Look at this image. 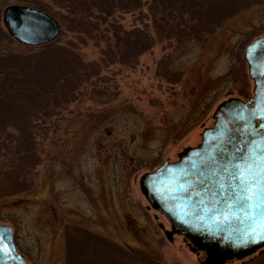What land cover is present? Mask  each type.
<instances>
[{"label": "rangeland", "instance_id": "obj_1", "mask_svg": "<svg viewBox=\"0 0 264 264\" xmlns=\"http://www.w3.org/2000/svg\"><path fill=\"white\" fill-rule=\"evenodd\" d=\"M100 1L99 13L108 2L116 3L122 8L116 9V25L146 31L150 46L136 42L131 33L106 41L110 30L78 40L72 30L82 29L91 10L82 0L68 1L66 14L49 0H0V17L9 5L47 7L59 24V35L50 44L56 50L5 45L23 58L37 54L39 66L31 76H0V225L13 228L26 264H66L69 251L98 253L94 261L101 262L103 244L121 261L126 257L119 251L126 248L156 264H202L204 253L192 252L181 235L167 240L157 227L170 229L143 197L139 179L199 144L222 101L251 96L242 54L264 33V0H219L203 15L195 6L180 40L174 39L173 21L155 19L156 0ZM102 39L117 50L136 48L107 58ZM64 48L73 55L65 59ZM69 73H82L75 88L66 83ZM44 75L46 93L52 85L66 87L67 96L60 93L55 106L73 101L63 115L53 113L64 118L45 132L39 128L50 118L53 96L40 101L42 109L10 101L27 78L38 83ZM87 237L105 243L99 247ZM258 256L225 264H248Z\"/></svg>", "mask_w": 264, "mask_h": 264}, {"label": "water", "instance_id": "obj_2", "mask_svg": "<svg viewBox=\"0 0 264 264\" xmlns=\"http://www.w3.org/2000/svg\"><path fill=\"white\" fill-rule=\"evenodd\" d=\"M1 16L8 35L24 46H45L59 33L54 18L38 9L10 5ZM242 58L252 81L251 97L222 101L199 144L185 148L176 161L165 160L139 181L149 205L170 224L166 236L182 235L193 251L204 253L203 264L241 260L264 248V204L257 202L259 206L248 211L233 203L241 192L231 167L244 169L252 162L253 169L264 174V33L246 46ZM13 245L12 228L0 225V264H26Z\"/></svg>", "mask_w": 264, "mask_h": 264}, {"label": "trees", "instance_id": "obj_3", "mask_svg": "<svg viewBox=\"0 0 264 264\" xmlns=\"http://www.w3.org/2000/svg\"><path fill=\"white\" fill-rule=\"evenodd\" d=\"M53 3L54 6L58 7V10L63 11V14L68 7V1L71 0H49ZM76 1H81V0H76ZM73 2V1H72ZM83 2V6L85 7H90L91 10L88 12V16H86L85 19V25L82 27V29L78 30V31H73V34H75L78 38V40L80 41H84L83 39L86 38H94L96 36H98V33L101 31H105L108 32L110 30V32L106 35V37L104 38L106 41H110L113 37L115 39H121L122 38H126L125 34H130L134 35V39H136V42H140L142 44H144V42H146L147 45L150 46V42H152V38L151 35L147 34L146 31L141 30L140 28L138 29H132L129 31H124L120 25H116L117 21H116V9H118V11L122 8L119 9V7L117 8L116 3H109L108 5H105V8L102 10V12H98L97 11V5L100 4V0H82ZM156 7L154 9V16L155 19H166L167 21H173V23H175V30L177 31V35L176 37H174V39H182V35L181 30H183L182 28H185L186 25H183V23H188V16L190 15L191 10L193 9V7H197L200 11H201V15H203L205 12L210 11V6L212 7L213 4L214 5H218L219 4V0H210V5L209 4H203L204 0H156ZM135 6V4H133V7ZM192 6V7H191ZM132 7V8H133ZM191 9H188L190 8ZM132 8H129V10H131ZM124 9V8H123ZM126 10H128L127 8H125ZM45 12H47L49 14L50 9L45 7V9H43ZM69 13V12H68ZM67 13V14H68ZM211 13V11H210ZM200 15V16H201ZM198 21V20H197ZM195 21V22H197ZM167 23V22H166ZM264 23V22H263ZM169 25V23H168ZM264 25V24H263ZM110 27V28H109ZM191 27V25H190ZM154 30V29H153ZM120 31H122V34H124V37H121V33ZM175 34V33H174ZM121 37V38H120ZM97 38V37H96ZM105 40H101V42H104V46L106 44ZM178 40V41H179ZM135 42V43H136ZM9 43H15L7 34L3 33L0 29V76L3 75H14L13 73L18 72L17 76H25V73L28 74L29 76H31L37 69V67L39 66L38 63V59L39 57L37 56V54H32L31 56H29L28 58L25 57L23 58L22 55L17 54L15 51L8 49L5 45L9 44ZM145 45V44H144ZM143 45V46H144ZM50 48H53L56 50V48L58 49V47L53 46V45H47ZM136 46V45H135ZM135 46H133L132 48H136ZM142 46V47H143ZM56 47V48H55ZM106 47V48H105ZM103 49L105 51L104 56H114V55H121L122 53L128 52L130 49L132 48H125V46H123V48H121L120 50H117V48L115 49L114 46H111L106 44ZM147 49V48H146ZM64 51H66L67 55L63 56L65 59L67 57H69L70 54L73 55L74 51H71V48H64ZM102 52V50H101ZM46 53V52H45ZM51 57L53 54L52 50L50 52ZM103 53V52H102ZM75 54V53H74ZM121 57V56H120ZM56 58V57H55ZM56 63V62H55ZM54 64V62H53ZM48 66L46 68H49L47 71L52 70L53 68L52 65ZM61 65V64H60ZM46 75L42 76L43 78L38 81V83H34L32 82L33 79L31 78H27V80L25 81V83L22 84L21 88L18 89V91L14 92L12 95V98H10V101H13V105H15L16 103L23 105V107H27V108H31L32 106L35 108L37 105L38 107L40 106V108L42 109V105L43 103H41V100H45L46 98H51L53 96V107H47L48 109V113L50 118L48 119H44L41 122L45 123L44 125H48L47 128H45V126H41V128H39L40 131H46L49 130V128L52 125H55L58 121H60L62 118H64V116H62L64 113H66V111L68 109H70V106L73 104V101L69 100V98L63 100L60 103H57V106L54 105V103L56 102V97H59L60 93L61 98L66 97V87L63 88V84L61 86L55 87L52 85V87H49L50 89H48L47 93H46V86L44 85L45 81H44V77ZM82 77V73H75V74H70L67 76V79H69V81H67L66 79V83L67 85H69V87L71 88L72 86H76V84H78V80L77 78ZM25 80V79H24ZM72 83V84H71ZM44 85V86H43ZM55 87V88H54ZM48 88V87H47ZM80 91V90H79ZM82 93V91H81ZM40 103V104H39ZM69 103V104H68ZM58 104L63 105V107L58 106ZM57 107H59L57 109ZM3 107H0V113L4 111V109H2ZM55 109V111H54ZM57 109V110H56ZM62 109V110H61ZM28 111V110H27ZM56 112H60L61 116H55L52 117L53 113ZM20 158L17 159V164L16 166L19 164L18 161L20 162L21 160H19ZM22 161H24V159L22 158ZM21 176V174H20ZM19 176V177H20ZM73 232L75 233V236H77V231L75 229H73ZM83 230H80L79 233H83ZM73 234V233H72ZM70 235V233H69ZM67 235V237L69 236ZM86 235H89L88 233H86ZM16 235H14V244L16 249L22 253V251L18 248L17 243H16ZM88 241H95L97 244H99V247H102V244L105 243L104 241H98V239H93L92 238H86ZM108 246H106L105 244H103V247L101 249H103L104 256L103 258H101V262L99 261H94V257L98 256V253H94L91 256H93L91 258L90 254H80V253H71L69 251L68 253V263L66 264H137V263H141V264H156L152 261H149L148 259H144V258H138L137 255H135L134 253H131L130 251L123 249L122 251H119V254H124L126 257V260H118V257H114L112 255H109L108 253L110 252V249L107 248ZM97 250V249H96ZM96 252V251H94ZM23 254V253H22ZM115 254V253H114ZM24 255V254H23ZM120 256V255H119ZM114 257L117 261V263H115L114 259L112 258ZM138 259V260H137ZM248 264H264V253L259 255L257 258L253 259L251 262H249Z\"/></svg>", "mask_w": 264, "mask_h": 264}, {"label": "snow or ice", "instance_id": "obj_4", "mask_svg": "<svg viewBox=\"0 0 264 264\" xmlns=\"http://www.w3.org/2000/svg\"><path fill=\"white\" fill-rule=\"evenodd\" d=\"M231 167L235 168L232 179L239 181L241 192L239 200L233 203L242 204L248 211L258 207L257 202L264 204V183H262L264 174L255 171L252 162H249L244 169L239 164H232ZM225 171H227V167H225Z\"/></svg>", "mask_w": 264, "mask_h": 264}, {"label": "flooded vegetation", "instance_id": "obj_5", "mask_svg": "<svg viewBox=\"0 0 264 264\" xmlns=\"http://www.w3.org/2000/svg\"><path fill=\"white\" fill-rule=\"evenodd\" d=\"M0 25H2V27H3V24H2V16L0 17ZM0 29H1V31L3 32V33H5V34H7L6 33V31H4V28H1L0 27ZM17 54H19V53H17ZM19 55H22V54H19ZM247 100V99H246ZM168 160V159H167ZM157 168V167H156ZM156 168H154L152 171H154ZM151 171V172H152ZM141 178V177H140ZM139 181H140V179H139ZM144 197V196H143ZM145 198V197H144ZM147 201V200H146ZM148 203V202H147ZM151 208V207H150ZM169 224V223H168ZM157 227L163 232V234H164V236L166 237V239L167 240H169V241H172V237H173V235H175L176 233H173V234H171L170 235V237H168V236H166V234L164 233L165 231L166 232H170L171 231V228L169 229V230H167V229H165L164 228V226L162 225V224H160V223H157ZM169 227H170V224H169ZM168 227V228H169ZM78 228H80V227H78ZM81 230H83L84 231V229H82V228H80ZM177 235H180V234H177ZM170 238V239H169ZM188 247L190 248V250L192 251V252H195V251H193L192 250V248L188 245ZM263 252H264V250H260V252H258L259 253V255H261V254H263Z\"/></svg>", "mask_w": 264, "mask_h": 264}]
</instances>
